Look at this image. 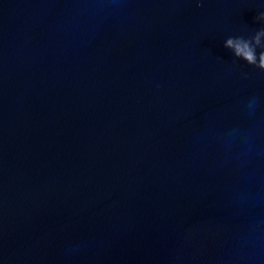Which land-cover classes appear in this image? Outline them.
<instances>
[{"label":"water","instance_id":"95a60500","mask_svg":"<svg viewBox=\"0 0 264 264\" xmlns=\"http://www.w3.org/2000/svg\"><path fill=\"white\" fill-rule=\"evenodd\" d=\"M260 12L0 0V264H264Z\"/></svg>","mask_w":264,"mask_h":264},{"label":"clouds","instance_id":"9594fccd","mask_svg":"<svg viewBox=\"0 0 264 264\" xmlns=\"http://www.w3.org/2000/svg\"><path fill=\"white\" fill-rule=\"evenodd\" d=\"M198 6L200 4L198 3ZM255 19L257 21H264V12H260ZM264 36V28L255 32L254 36L250 39L244 37H229L226 40L225 47L233 50L234 55L247 62L249 65H253L260 70H264V46H261L260 38ZM261 51L257 55V48Z\"/></svg>","mask_w":264,"mask_h":264}]
</instances>
